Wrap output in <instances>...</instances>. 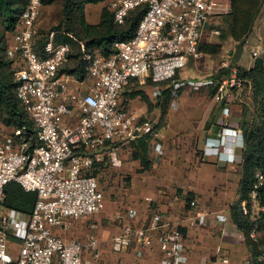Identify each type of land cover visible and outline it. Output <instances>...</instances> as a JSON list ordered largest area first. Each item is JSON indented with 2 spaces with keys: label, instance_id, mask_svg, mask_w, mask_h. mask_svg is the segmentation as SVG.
I'll list each match as a JSON object with an SVG mask.
<instances>
[{
  "label": "built area",
  "instance_id": "obj_1",
  "mask_svg": "<svg viewBox=\"0 0 264 264\" xmlns=\"http://www.w3.org/2000/svg\"><path fill=\"white\" fill-rule=\"evenodd\" d=\"M106 7L117 24H123L131 11L144 7L134 35L114 43V52L105 57L98 52L86 55V77L77 80L60 70L71 51L68 44L55 43L50 32L43 46V57L35 51L36 23L42 0H29L17 25L6 40V56L12 60L17 81L16 98L27 111L36 128L39 145L29 149L17 141L20 133L0 136V264H96L101 259V242L96 225L89 224L84 242L65 240L56 231H68L73 222L87 220L105 209L106 200L97 176L90 174L95 161L92 151L114 140L132 141L151 135L157 138V122L127 111L121 104L125 86L136 80L143 84L149 78L153 98L160 84L173 79L189 59H198L199 40L207 20L222 14L214 0H111ZM219 36L220 31L214 30ZM253 52L252 57L257 58ZM84 80H89L84 86ZM171 98L182 88L217 86L216 100L223 92L241 88L237 68L218 82L171 80ZM79 115L73 127L62 120ZM0 127L1 124H0ZM212 141L206 142L205 155L226 160L236 146L243 147L242 132L230 134L222 128ZM154 163L162 160L158 143L153 146ZM109 164L119 167L121 160L115 146L108 147ZM228 159V158H227ZM16 182L26 192H34L36 200L29 214L8 209L1 213L4 188ZM264 176L256 173L248 195L251 217L256 219L260 208L258 191ZM190 208L196 206L191 200ZM244 214L247 201H242ZM208 213L189 214L184 222L189 227L205 224ZM134 208L118 212L114 220L122 232L110 238L114 253L126 252L132 244L140 245L139 252L152 244L156 233L165 264H186L187 251L180 225H170L160 213L152 215L145 227L133 224ZM256 228V227H255ZM256 229L250 237L256 239ZM9 237L16 242V254L9 246ZM264 260V257H262ZM227 263V259L222 260Z\"/></svg>",
  "mask_w": 264,
  "mask_h": 264
},
{
  "label": "crops",
  "instance_id": "obj_2",
  "mask_svg": "<svg viewBox=\"0 0 264 264\" xmlns=\"http://www.w3.org/2000/svg\"><path fill=\"white\" fill-rule=\"evenodd\" d=\"M101 4L103 3L86 7L85 17L89 24L95 25L99 22ZM214 16L204 25L199 46L220 45V52L216 55L201 52L198 59H189L186 67L177 74L179 81L212 79V76L222 70L223 76L216 77V82L227 77L229 69L223 67V52H226L229 67L250 69L254 59L248 57L246 49L252 44V40L260 44L264 60V18L259 19L257 23L254 21L245 44L241 46L228 34L226 25L213 26L212 19L216 18ZM214 30L221 31L225 34L224 37L213 35ZM253 52L256 51L251 49V54ZM88 83L89 80H84L83 85L87 86ZM127 86L141 89L153 101V86L149 78L144 79L143 84L131 80ZM217 93L216 85L208 88H182L176 98L170 101L163 116L159 108L148 110L147 104L140 96L127 99L121 96V104L127 111L142 118L153 119L157 123L160 120L158 136L152 139L150 148L149 170H142L140 162L132 159L131 141L114 140L108 142L106 147L92 151L93 156L98 158L94 163L95 176L111 177L113 170H117L119 174L131 178L132 202L124 209H136L137 216L133 221L136 227H145L155 213H160L170 225L181 226L187 251L186 264H212L215 260L213 264H248L251 253L244 242L243 234L232 223L229 215L228 223L225 224L216 221L214 216L225 210L229 214L230 206L239 197L242 147L236 146L233 153L227 156L228 159L220 160L213 155L204 154L205 144L212 141L222 128L230 134L242 132L244 117L248 120L247 115H243L244 105L239 98L241 89L226 90L220 100L215 98ZM78 118L79 115L76 114L63 119L62 124L73 127L78 123ZM156 143L162 150V160L159 163H154L153 146ZM110 146L117 148L121 160L119 167L115 168L109 164ZM93 169L90 170L91 173ZM191 200L196 202L194 208L189 207ZM115 203L106 201L103 211L87 220H80L76 224L73 222L68 231L56 233L68 241H85V236L90 231L88 224L93 222L96 225L94 232L101 242L102 254L98 264H165L156 233L150 235L151 246L140 252L138 244H132L124 253H114L111 250L110 238L122 232L121 224L114 220L117 213ZM203 212L208 213L204 225L189 227L185 224L187 215ZM201 257H204L205 261L202 262ZM223 259L228 262L223 263Z\"/></svg>",
  "mask_w": 264,
  "mask_h": 264
},
{
  "label": "trees",
  "instance_id": "obj_3",
  "mask_svg": "<svg viewBox=\"0 0 264 264\" xmlns=\"http://www.w3.org/2000/svg\"><path fill=\"white\" fill-rule=\"evenodd\" d=\"M29 0H0V123L3 127L11 130L9 135L13 136L19 132L15 139L25 142L31 149L40 144L36 136V128L27 111L16 98L17 81L15 77L16 68L5 53L6 40L17 25L19 16ZM55 0H42L43 5L52 3ZM61 9L59 11L56 25L40 39H36L35 51L38 56L43 57V46L48 39L50 32L54 34L55 43L68 44L70 53L68 60L61 68V73L72 75L77 80L86 77V55L95 51L107 57L114 52V43L119 40L131 38L137 24L145 12L144 7H139L130 12L123 24H117L113 20L112 13L104 6L100 11L99 22L95 25L89 24L85 17V9L89 5H97L106 0H59ZM264 0H231L230 12L224 17L228 34L237 40L241 46L249 36L253 23L258 15ZM225 34L220 31L221 38ZM200 52L216 55L220 52V45L202 44L198 47ZM178 74V73H177ZM177 74L171 80H178ZM223 76V70L216 77ZM237 76L250 90L251 105L255 108L257 116L255 120L249 118L242 123L243 147L241 158V172L239 181L238 199L229 208V217L232 223L243 234L244 242L251 247L250 257L253 262L261 256L258 245L250 237L251 232L256 229V237L260 233L264 236V183L258 191V201L261 210L252 219L251 205L248 203V195L255 182L256 173L264 176V60L254 59L252 67L248 70L237 68ZM171 80L160 84V91L157 97L150 100L141 89L130 87L125 93V98L140 96L147 104L148 110L159 108L162 116L171 98ZM150 81V80H149ZM151 83V82H150ZM152 84V83H151ZM127 86V85H126ZM249 108L243 109L246 116ZM160 128V120L155 129ZM153 137L143 136L132 140V159L138 160L142 170L151 168L149 159L150 148ZM91 175L95 176V165L92 166ZM36 200L34 192L24 191L16 182L9 183L4 188L2 209H11L29 214ZM242 201H247L248 213L242 210ZM256 227V228H255ZM256 240V239H255ZM258 264H264L260 262Z\"/></svg>",
  "mask_w": 264,
  "mask_h": 264
},
{
  "label": "rangeland",
  "instance_id": "obj_4",
  "mask_svg": "<svg viewBox=\"0 0 264 264\" xmlns=\"http://www.w3.org/2000/svg\"><path fill=\"white\" fill-rule=\"evenodd\" d=\"M111 0H106L105 2H103V4H101V7L106 6ZM216 5L220 8H222V14H217L215 15L214 19H212V24L213 26L216 25H226V19L224 17H226L225 15L227 13L230 12V3L231 0H214ZM225 2V3H224ZM90 6V5H89ZM100 6L98 5L97 7L100 8ZM61 9V4L59 0H55L50 4L47 5H43L40 17L36 23V39L37 38H41L44 35L47 34L48 31H50V28L54 25H56L57 23V19H58V15H59V11ZM218 15H220L218 17ZM224 16V17H223ZM264 18V3L261 7L260 13L258 15V17L255 20V23H257L259 21V19H263ZM214 21V22H213ZM251 49L255 50L258 53V59H262L263 58V49L261 48L260 44H256L255 41L252 40V44L249 45L246 49L247 55L248 57L250 56L252 58V54H251ZM97 52V51H95ZM226 52H223V58H222V62L225 64L223 67L228 68L229 70L232 67H229L228 62H226ZM254 59V58H253ZM182 69H180L178 71V73L181 71ZM151 86H153L151 84ZM131 88L130 87H126L124 88L121 96L123 98V96L125 95L126 92H128ZM242 90V94L239 96V98H241V101H243V105L245 108H249L250 107V111L247 113V118H251L253 120H255L256 116H257V112L255 111V108H253V106L251 105V98L250 95H248V87L243 85L241 88H233L230 89L229 91L232 90ZM128 90V91H127ZM125 97V96H124ZM144 120H147L146 118H144ZM150 121L153 122V119H151ZM1 124V123H0ZM2 126V125H1ZM11 132L10 129L6 128V127H0V136H6ZM114 172L112 173L111 177H108L107 175H105L103 177L102 176H97L98 180H99V184H100V188L103 191L104 197L106 199V201L109 202H116L115 203V211L124 213L126 210L124 209L125 206H130L131 204V189H130V184H131V178L126 176V175H122L119 174L117 170H113ZM123 209L125 211H123ZM8 209H2L1 213L5 214L7 212ZM228 212L222 211L221 213H217L215 214V220L225 224L228 223ZM117 223V222H116ZM76 224V222H75ZM90 224V223H89ZM88 224V226H89ZM88 235V234H87ZM85 236V240H86ZM9 246H10V250L12 251L13 255L16 254V240L12 237H9ZM79 241V240H78ZM80 242H84L83 240ZM254 243H256L261 249V257L258 258L257 261L253 262L251 260V257L249 258V263L248 264H258L260 262H264V260H262V257H264V236L263 233H259L256 237V240H254ZM248 249H250V251L252 250L250 246H248ZM202 262L205 261L204 257H201L200 259ZM216 261V260H215ZM212 262L213 263H215ZM98 264V263H96Z\"/></svg>",
  "mask_w": 264,
  "mask_h": 264
}]
</instances>
